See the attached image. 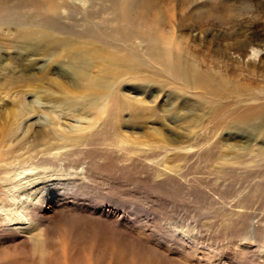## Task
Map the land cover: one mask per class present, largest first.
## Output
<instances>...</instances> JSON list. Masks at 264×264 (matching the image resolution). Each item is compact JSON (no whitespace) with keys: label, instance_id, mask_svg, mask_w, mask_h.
I'll return each mask as SVG.
<instances>
[{"label":"rangeland","instance_id":"rangeland-1","mask_svg":"<svg viewBox=\"0 0 264 264\" xmlns=\"http://www.w3.org/2000/svg\"><path fill=\"white\" fill-rule=\"evenodd\" d=\"M86 1L0 0V34L37 28L91 41L172 84L145 94L125 84L118 116L107 117L102 100L60 114L61 124L55 82L70 79L59 64L28 54L16 67L13 50L0 53V264H264V0ZM165 44L240 82L254 101L204 94L222 104L213 119L210 106L176 101L178 84L156 58ZM238 116L249 131L229 129ZM46 132L63 147L23 150L5 167L8 152ZM20 217L34 230L17 228Z\"/></svg>","mask_w":264,"mask_h":264},{"label":"bare ground","instance_id":"bare-ground-1","mask_svg":"<svg viewBox=\"0 0 264 264\" xmlns=\"http://www.w3.org/2000/svg\"><path fill=\"white\" fill-rule=\"evenodd\" d=\"M71 1L75 2L77 6H83L87 3L86 0ZM134 7L135 5L133 3L130 8L135 13L134 16L137 17L138 13ZM20 14L23 15L22 12ZM10 16L13 17V15L9 14L4 17L11 19ZM142 16L143 15L140 14L141 19L143 18ZM149 26L150 25H145L143 27L149 29ZM150 27L152 28V26ZM4 32H6V34H0V40L5 41L6 44L0 46V53L5 49L13 50L14 57L17 61L16 67H18L19 64H27L28 54H38L52 60L53 63L59 64V70L64 71V74L66 73L65 75L70 79L68 83L55 82L59 89L58 92L62 94V99H57L55 104L61 106L59 108H64L65 113L62 112V109V111L53 109L51 113H53L61 124H63V120L60 119V114L67 116L76 113L81 115L85 110L96 106L97 103L102 100H107V103L103 107V111L107 113V117L110 118L114 115L118 116L122 108V95L119 92V88L123 87L125 84L130 86L131 91L143 90L144 94L148 92L147 88L151 86L165 88L168 87L167 85L172 84L167 77L168 81L165 79L166 82L148 80L150 68L145 65L137 64V62L129 63L125 58L113 52L106 51L103 47L91 41H73L72 39L69 40L60 37L51 31L38 30L37 28L30 30H27V28H20L16 30L13 35L9 32L8 28H5ZM229 47L230 46H227L228 49ZM156 52L158 53L156 58L162 70L173 82H177L178 84V88H176L174 92L175 100L184 104V106H210L213 108L210 119H213L211 117H214L217 111L220 110V107L222 108V104L218 105L217 103L205 100L203 98L205 97L204 94L216 97L220 100L235 101L236 104H246L247 102L254 101V96L248 93V88L246 89V87L238 81H233L231 79V81H229L220 71H215V67H207L202 61L203 59L197 62L194 58L195 56H186V54H182L180 50L168 49L167 44L162 45L160 48L158 47ZM257 54L258 51L252 49L250 57H256ZM203 65L207 67L205 70L202 69ZM224 70H227L228 74L230 73L232 76L233 72H230L228 66H224ZM245 79L250 80L251 77L246 76ZM15 81L18 80L15 79ZM4 97H8V95L1 89L0 105H3ZM42 97L44 100L47 99L46 95ZM196 102H198V104H194ZM25 110L26 112H24ZM22 111V116H26L28 112H30L24 107ZM259 118L260 120L258 123H263L264 117L261 115ZM250 125L248 120L243 116H238L228 127L231 131L242 133L249 131L252 127ZM60 126L61 125H59V128ZM35 140L36 142H33V144L25 142L8 152L6 156L9 163L5 162V167H10V162L13 161L11 159H13L15 155L19 156L18 152L23 150L45 154L51 151H58L63 147L59 144V140L54 139L51 132L42 133L38 135ZM20 156L22 155L20 154ZM38 175L39 174L36 173L34 176L23 177L20 180L17 179L18 181L16 180V184H22V182H24V184H29L32 179H34L33 177ZM30 220L31 219L20 217L18 219L20 224L17 228L27 231L33 229L31 225L33 223H30ZM34 239H36L35 244L42 246L43 241L38 236Z\"/></svg>","mask_w":264,"mask_h":264}]
</instances>
